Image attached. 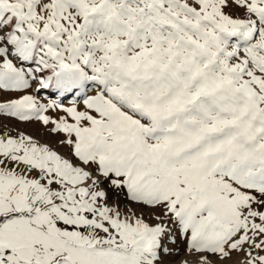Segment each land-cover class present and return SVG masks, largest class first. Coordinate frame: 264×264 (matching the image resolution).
Here are the masks:
<instances>
[{
    "label": "snow or ice",
    "instance_id": "6c2138e0",
    "mask_svg": "<svg viewBox=\"0 0 264 264\" xmlns=\"http://www.w3.org/2000/svg\"><path fill=\"white\" fill-rule=\"evenodd\" d=\"M0 264H264V0H0Z\"/></svg>",
    "mask_w": 264,
    "mask_h": 264
}]
</instances>
